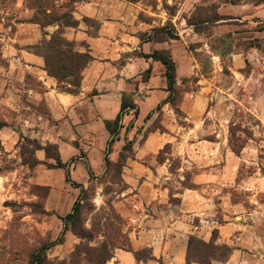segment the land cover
<instances>
[{"label":"crops","instance_id":"crops-1","mask_svg":"<svg viewBox=\"0 0 264 264\" xmlns=\"http://www.w3.org/2000/svg\"><path fill=\"white\" fill-rule=\"evenodd\" d=\"M200 1L159 0L158 9L169 2L177 7L175 13H162L146 0H73L72 15L79 23L66 27L65 36L77 42V50H89L94 57L77 92L62 88L34 50L45 35L40 24L31 22L32 9L22 1L18 6L24 17L16 16L13 24L0 22V121L6 123L0 127V144L10 156L16 154L21 135L44 146L55 144L73 181L85 185L105 174L106 155L116 162L125 144L133 143L134 154L122 172L127 186L115 205L128 219L133 249L148 248L153 258L139 261L133 251L119 248L114 264H188L190 235L210 240L218 229L224 236L219 206L228 205L225 188L237 177L244 158L230 147L229 138L205 135L199 94L183 97L178 115L169 99L165 65L144 56L169 52L177 65V82L184 61L187 71L194 68L189 61L193 57L185 47L177 49L176 39L149 35L167 20L179 19L187 25L184 31L189 30L186 15L179 14ZM252 5L262 7L264 0L237 6ZM85 18L98 22L99 28L93 30ZM124 95L136 106L122 113L119 137L109 147L107 122L121 112ZM5 111L13 113L15 122ZM35 155L55 163L45 149ZM32 179L49 189L47 211L61 216L71 211L80 189L70 185L66 169L40 163L32 168ZM65 197L69 209L62 204Z\"/></svg>","mask_w":264,"mask_h":264},{"label":"rangeland","instance_id":"rangeland-1","mask_svg":"<svg viewBox=\"0 0 264 264\" xmlns=\"http://www.w3.org/2000/svg\"><path fill=\"white\" fill-rule=\"evenodd\" d=\"M22 1L34 11L33 16L37 10L31 7L41 1L57 15L72 12L74 7L73 0H0V22L13 24L16 16L24 17L22 7L18 6ZM146 1L156 12L163 13V9L167 13L177 12L171 2L158 9L159 0ZM261 2L201 0L179 15L197 18V14L215 17L218 13L224 18L189 25L187 31H184L187 25L180 24L179 19L167 20L164 23L167 28L161 34L156 30L149 35L154 38L168 35L167 32L178 35L174 38L177 49L185 47L188 57H193L189 61L194 68L187 71L185 61L181 65V79L171 97L178 115H182L177 105L183 97L199 94L198 110L202 112L205 135L209 138L217 135L220 140L229 138L230 147L241 149L244 158L237 177L225 188L228 205L219 206L224 234L219 235V243L231 246L232 254L226 262L213 261L216 264H264V6H237ZM85 22L93 30L97 28L95 22ZM55 27L50 33L58 28ZM5 114L15 120L13 113L5 111ZM35 146L22 139L16 154L10 156L0 144V264H33V253L59 238L62 242L48 250L46 264H96L88 259L87 249L96 255L101 244L109 242L117 246L115 255L124 243L129 244L128 219L115 205L127 185L115 167L85 184L87 191L81 196V206L87 236L79 237L71 226H65L66 213L61 216L45 209L47 189L33 182L29 164L23 167L28 157H34ZM55 153L50 149L51 155ZM75 197L77 200L78 196ZM62 204L69 209L71 202L66 198ZM149 255L150 249L141 250L144 259ZM107 264H114V257Z\"/></svg>","mask_w":264,"mask_h":264},{"label":"trees","instance_id":"trees-1","mask_svg":"<svg viewBox=\"0 0 264 264\" xmlns=\"http://www.w3.org/2000/svg\"><path fill=\"white\" fill-rule=\"evenodd\" d=\"M40 1V0H38ZM47 2L51 0H45ZM54 2V0H52ZM129 1H137V0H129ZM49 6V5H48ZM55 7V3L53 4V8ZM199 7V6H198ZM197 7V9H198ZM37 10V14L31 18V22H35L41 25L43 28V34L45 35L43 41L34 46V50L41 54L45 58V66L48 73L54 76L61 85L62 88H65L71 92H77L81 87L83 71L87 67V65L94 59L89 50L79 51L76 49L77 42L74 40H70L65 36V28L66 27H74L77 26L79 21H77L72 12H65L62 14H56L53 12L51 7H47L42 1L37 5L31 7ZM39 12V13H38ZM39 14V15H38ZM41 17V18H40ZM65 18V20H64ZM218 13L216 16H207L202 17L197 14V18L195 15H191L187 17V22L189 25L198 26L203 23H212L223 19ZM85 21L95 22L97 28H99L100 24L90 18H85ZM58 26V28L50 33L45 30L48 26ZM167 26L157 27L153 31L157 30V33L163 32ZM168 35H161L157 38H178V35H174L172 33H168ZM49 35V37H48ZM145 57H152L161 61L166 67V75L168 79V87L171 91V95L169 99L175 93V86L177 84V65L172 55L164 50H156L151 54H145ZM174 103L173 101H171ZM135 103L131 100L130 97L124 95L122 101L121 112L117 115V117L113 121L107 122V127L112 135V140L109 142V147L116 138L119 137L120 124L122 119V113L127 108H135ZM138 110H136V113ZM6 123L0 121V127L5 126ZM231 133L233 130L231 128ZM29 140L30 143L35 144V150L33 152L34 157H28V160L25 162L29 164L31 168L35 167L40 163L47 164L53 168H64L66 169V178L69 182H71L76 187L80 188V193L78 195L77 200H75L72 210L63 217L65 221V226H71L72 231L78 235L79 237H86V231L82 226L83 218H82V203L81 196L87 191L84 184L77 183L73 181L70 173V166L67 163H64L59 155V151L57 145L49 143L47 145H42L38 140L29 138L27 136L21 135V140ZM232 147V146H231ZM233 150L240 154L241 149H237L232 147ZM38 149H45L47 157L53 158L55 163H49L47 161H40L35 152ZM50 149H54L56 151L55 155L50 154ZM110 150V149H109ZM134 154L133 143L129 141L125 144L122 151L120 152V156L118 161H112L108 155L105 157L106 163V172L110 167H115V171L120 173L121 180L122 172L124 166L126 165L127 159ZM24 155V154H23ZM26 159V157H24ZM47 189L48 187L43 186ZM175 199H173L174 201ZM119 219V218H118ZM220 232L218 229L213 230V234L210 240H205L204 238L192 234L189 237L188 247H187V263L191 264L193 262L201 263V264H211L213 261H222L226 262L229 260L232 254V247L227 243H219ZM123 236V234H120ZM61 240V241H60ZM58 242H62V238L55 242H49L42 245L39 249H37L32 255V263L33 264H46L47 261V252L48 250L56 245ZM123 248L133 251L136 258L138 260H148L153 258L151 251L150 255L145 259L141 257V250H134L131 242L129 244H123ZM117 246L111 245L109 242H104L101 244L99 252L96 255L92 254L90 250L87 249L86 254L89 255L88 259L91 262H96V264H107L109 260L114 257V250Z\"/></svg>","mask_w":264,"mask_h":264}]
</instances>
